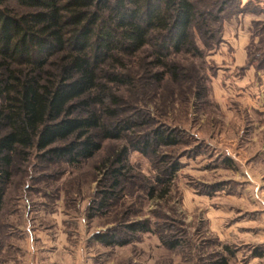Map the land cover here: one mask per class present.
Masks as SVG:
<instances>
[{"label": "rangeland", "instance_id": "rangeland-1", "mask_svg": "<svg viewBox=\"0 0 264 264\" xmlns=\"http://www.w3.org/2000/svg\"><path fill=\"white\" fill-rule=\"evenodd\" d=\"M196 6L206 26L193 29L197 52L173 56L176 79L150 78L149 46L117 64L136 77L114 88L118 116L138 113L136 134L158 129L175 143L141 152L122 133L77 164L16 157L0 264H264V0ZM112 168L119 184L100 209ZM135 222L148 230L126 227Z\"/></svg>", "mask_w": 264, "mask_h": 264}, {"label": "trees", "instance_id": "trees-1", "mask_svg": "<svg viewBox=\"0 0 264 264\" xmlns=\"http://www.w3.org/2000/svg\"><path fill=\"white\" fill-rule=\"evenodd\" d=\"M204 14L196 0H0V207L14 159L28 151L77 164L91 158L101 140L122 133L132 134L141 152L174 144L158 129L136 134L138 113L118 116L114 88L132 87L136 77L117 64L149 46L142 58L150 57V78L166 72L176 79L181 67L173 56L198 51L193 29L206 26ZM124 156L125 149L117 161ZM111 172L115 179L100 209L119 184V168ZM126 227L148 230L140 222Z\"/></svg>", "mask_w": 264, "mask_h": 264}]
</instances>
